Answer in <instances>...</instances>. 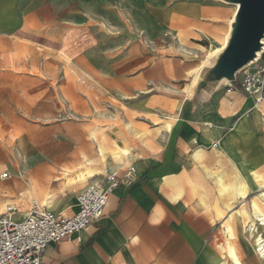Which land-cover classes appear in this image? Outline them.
Masks as SVG:
<instances>
[{"label":"rangeland","instance_id":"obj_1","mask_svg":"<svg viewBox=\"0 0 264 264\" xmlns=\"http://www.w3.org/2000/svg\"><path fill=\"white\" fill-rule=\"evenodd\" d=\"M79 9L44 7L0 42V211L22 201L26 210L31 195L42 203L48 190L63 195L56 208L94 182L66 183L87 159L103 169L118 144L156 136L157 125L176 115L207 50L225 44L235 13L229 0H83ZM213 63L214 56L200 73ZM202 84L199 77L195 87ZM234 85L242 88L239 79ZM100 142L106 162L98 158ZM5 162L13 178H2ZM234 222L231 241L243 264H255L254 245ZM225 238L216 221L219 254Z\"/></svg>","mask_w":264,"mask_h":264},{"label":"crops","instance_id":"obj_2","mask_svg":"<svg viewBox=\"0 0 264 264\" xmlns=\"http://www.w3.org/2000/svg\"><path fill=\"white\" fill-rule=\"evenodd\" d=\"M82 1L0 0V42L18 34L25 19L40 9L77 11ZM223 82L194 87L179 105L170 131L148 136L145 143L143 135L126 146L131 148L127 159L103 164L119 176L134 165L137 179L122 180L110 192L103 215L88 227L49 242L42 264H218L221 258L233 264L214 247L216 221L225 232L215 209L218 179L240 178L243 167L264 174V100L255 106L242 88ZM76 197L52 209L71 216L79 209ZM245 203L250 209V200Z\"/></svg>","mask_w":264,"mask_h":264},{"label":"built area","instance_id":"obj_3","mask_svg":"<svg viewBox=\"0 0 264 264\" xmlns=\"http://www.w3.org/2000/svg\"><path fill=\"white\" fill-rule=\"evenodd\" d=\"M238 79L243 91L258 106L264 100V51L238 72ZM232 88L229 86V90ZM11 156L13 161L17 160L14 153ZM102 176L78 195L79 209L71 216L43 205L34 197L29 199L26 210H21L23 201L5 205L0 211V264H42L46 245L79 233L100 218L110 192L122 180L131 183L137 179L136 167L129 165L124 175L119 176L106 166ZM2 177L12 178L13 173L6 169Z\"/></svg>","mask_w":264,"mask_h":264},{"label":"bare ground","instance_id":"obj_4","mask_svg":"<svg viewBox=\"0 0 264 264\" xmlns=\"http://www.w3.org/2000/svg\"><path fill=\"white\" fill-rule=\"evenodd\" d=\"M235 5V13L231 20L235 19V15L238 9V3L231 2ZM231 28L226 37L225 44L222 47H217L215 49L207 50V62H211V58L216 56L221 52L228 43L230 37ZM264 43V38H263ZM205 48V47H203ZM264 47L262 50H259L257 53V59L263 53ZM256 60V59H255ZM253 60V62L255 61ZM203 60L199 64L196 74V78L191 86L190 90L185 93L184 100L188 98V96L193 95V89L195 85L198 83V79L200 77V71L206 67V64ZM252 63V62H250ZM174 120L168 119L164 122L160 123L156 127V133L158 136L165 134L166 132L172 129ZM130 127V124H129ZM131 153V148L124 147L118 144L115 150L109 152V157L111 159V163H118L123 159H127L128 154ZM98 158L99 160L106 162L107 161V148L103 142L99 143L98 146ZM93 159H87V165L85 167L78 170L74 175H69L66 178L67 184H88L91 177L94 176H102V169H99L94 165ZM93 164V165H92ZM241 170V169H240ZM248 172L244 173L241 170V177H234L230 181H225L223 175L219 176L218 179V191L219 198L216 202V216L218 219L224 220L225 224V232L226 238L224 240V244L220 245L223 256L230 259L233 264H243L241 257L238 253V250L231 239L237 237L236 233V223L234 219L239 220L243 223L244 231L248 233V238L252 241L254 245V249L256 254L260 259L264 260V231L261 232L260 227L264 230V174L260 173L256 169L247 170ZM96 181V180H93ZM70 186V185H69ZM68 186V187H69ZM256 193V194H255ZM60 191L48 190L45 192L42 198V204L53 208L57 203L59 197H61ZM253 195V196H252ZM227 198L221 204V200ZM250 200V209L247 207L245 200ZM239 203V206H235V203ZM205 203V202H204ZM77 205H79L78 197H77ZM232 215H230V213ZM234 241V240H233ZM218 259V258H217ZM218 264H228L226 259H219Z\"/></svg>","mask_w":264,"mask_h":264},{"label":"water","instance_id":"obj_5","mask_svg":"<svg viewBox=\"0 0 264 264\" xmlns=\"http://www.w3.org/2000/svg\"><path fill=\"white\" fill-rule=\"evenodd\" d=\"M229 1L239 5L230 37L225 48L214 56V63L200 73L204 87L217 86L224 80L234 84L238 72L255 60L264 47V0Z\"/></svg>","mask_w":264,"mask_h":264}]
</instances>
